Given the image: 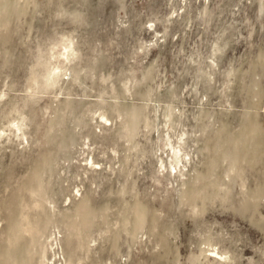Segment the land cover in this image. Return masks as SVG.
<instances>
[{
  "label": "rangeland",
  "instance_id": "374dc122",
  "mask_svg": "<svg viewBox=\"0 0 264 264\" xmlns=\"http://www.w3.org/2000/svg\"><path fill=\"white\" fill-rule=\"evenodd\" d=\"M0 264H264V0H0Z\"/></svg>",
  "mask_w": 264,
  "mask_h": 264
}]
</instances>
